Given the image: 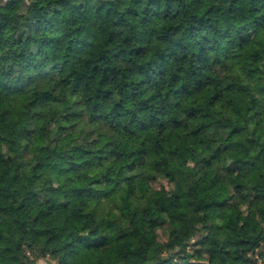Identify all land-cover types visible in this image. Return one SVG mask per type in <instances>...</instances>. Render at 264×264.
Returning a JSON list of instances; mask_svg holds the SVG:
<instances>
[{
  "label": "trees",
  "instance_id": "1",
  "mask_svg": "<svg viewBox=\"0 0 264 264\" xmlns=\"http://www.w3.org/2000/svg\"><path fill=\"white\" fill-rule=\"evenodd\" d=\"M41 260L264 264V0H0V264Z\"/></svg>",
  "mask_w": 264,
  "mask_h": 264
},
{
  "label": "rangeland",
  "instance_id": "2",
  "mask_svg": "<svg viewBox=\"0 0 264 264\" xmlns=\"http://www.w3.org/2000/svg\"><path fill=\"white\" fill-rule=\"evenodd\" d=\"M39 264H47V262L45 260H41V261H39Z\"/></svg>",
  "mask_w": 264,
  "mask_h": 264
}]
</instances>
